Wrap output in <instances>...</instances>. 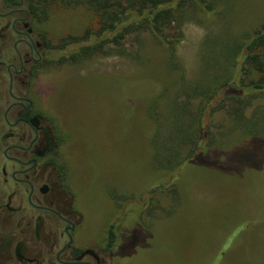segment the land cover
Masks as SVG:
<instances>
[{
    "label": "rangeland",
    "instance_id": "1",
    "mask_svg": "<svg viewBox=\"0 0 264 264\" xmlns=\"http://www.w3.org/2000/svg\"><path fill=\"white\" fill-rule=\"evenodd\" d=\"M71 1L47 0V17L41 13L38 19L51 53L60 37L81 33L93 19ZM263 22L264 0H219L215 10L184 24L177 70L147 35L141 46L128 39L125 56L81 63L49 59L37 86L66 133L68 191L83 217L81 236L104 241L115 224L124 264H264L262 138H241L235 128L214 149L219 159L233 149L228 165L240 170L236 175L192 165L168 172L162 155L153 157L152 149L162 152L165 141L148 112L163 85L181 74L189 82L211 76L214 68L207 65L222 59V46ZM164 104L162 97L163 113ZM257 109L264 119V95L252 99L243 118ZM231 125L230 116L220 112L211 126L220 137ZM248 163H261L262 169L245 170ZM175 172L181 176L173 179ZM158 186L163 190H155ZM171 188L177 190L176 202Z\"/></svg>",
    "mask_w": 264,
    "mask_h": 264
},
{
    "label": "flooded vegetation",
    "instance_id": "2",
    "mask_svg": "<svg viewBox=\"0 0 264 264\" xmlns=\"http://www.w3.org/2000/svg\"><path fill=\"white\" fill-rule=\"evenodd\" d=\"M38 19L29 0H0V264H124L115 224L112 243L80 234L66 133L37 86L51 54Z\"/></svg>",
    "mask_w": 264,
    "mask_h": 264
},
{
    "label": "trees",
    "instance_id": "3",
    "mask_svg": "<svg viewBox=\"0 0 264 264\" xmlns=\"http://www.w3.org/2000/svg\"><path fill=\"white\" fill-rule=\"evenodd\" d=\"M83 5L92 16L81 33L59 38L47 59L58 62L81 63L95 57L125 56V42L130 39L141 46L142 36L147 35L156 46L162 47L168 62L175 69L176 49L183 39V26L195 20L197 14L215 10L219 0H72ZM47 17V0H29ZM220 61L208 64L214 68L211 76L201 75L194 81H186L181 74L171 85L162 86L149 104L148 112L156 131L162 128L165 144L163 151L152 149L153 157L162 155L164 170L186 166H199L214 171L236 175L240 170L230 168L231 149L222 159L217 151L223 139L233 129H239L240 137L262 138L264 119L257 109L249 119L243 118L246 107L253 98L264 95V22L244 37L222 46ZM207 72V71H205ZM173 91V97L167 94ZM164 98L165 112L159 109ZM230 116L231 127L219 136L213 131L216 114ZM158 153V154H157ZM218 155V154H217ZM245 170L258 171L261 163L246 164ZM262 169V168H261ZM169 172V171H168ZM173 179L181 174L175 172ZM171 179V176L169 177ZM162 189L158 186L155 190ZM163 190V189H162ZM171 199L178 200L177 190L170 189ZM113 227L108 230V241L114 240Z\"/></svg>",
    "mask_w": 264,
    "mask_h": 264
}]
</instances>
